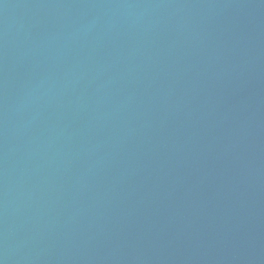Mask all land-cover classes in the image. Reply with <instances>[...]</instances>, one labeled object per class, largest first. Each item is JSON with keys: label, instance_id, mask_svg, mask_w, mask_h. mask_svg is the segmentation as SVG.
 <instances>
[{"label": "water", "instance_id": "1", "mask_svg": "<svg viewBox=\"0 0 264 264\" xmlns=\"http://www.w3.org/2000/svg\"><path fill=\"white\" fill-rule=\"evenodd\" d=\"M0 264H264V0H0Z\"/></svg>", "mask_w": 264, "mask_h": 264}]
</instances>
